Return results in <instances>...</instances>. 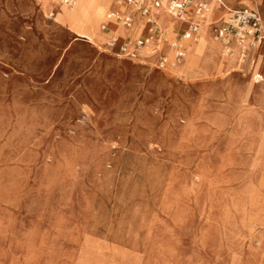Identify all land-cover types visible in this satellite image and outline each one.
Segmentation results:
<instances>
[{"label": "rangeland", "instance_id": "rangeland-1", "mask_svg": "<svg viewBox=\"0 0 264 264\" xmlns=\"http://www.w3.org/2000/svg\"><path fill=\"white\" fill-rule=\"evenodd\" d=\"M35 1L0 0V264H262L264 153L243 105L264 49L213 130L180 112L206 75L100 66Z\"/></svg>", "mask_w": 264, "mask_h": 264}, {"label": "crops", "instance_id": "crops-1", "mask_svg": "<svg viewBox=\"0 0 264 264\" xmlns=\"http://www.w3.org/2000/svg\"><path fill=\"white\" fill-rule=\"evenodd\" d=\"M41 1L47 10L52 8L54 5L53 0H41ZM199 1L204 2L206 4V7L208 6L210 9L209 14L211 15V20H212L210 27L219 23L222 20L223 15L226 14V9H239L243 7L255 9L260 14L261 20L264 25V0H192L190 4L185 8L184 15L182 16L181 19L175 18L166 12L174 21L171 23L167 22L164 25L165 27H168L169 32H170V33L164 34L163 29L160 27V25L156 23V21H155V25L153 26L152 31H148L147 27H149L150 24L147 22V27H146V24L144 23L145 20H143V18L139 15L138 12L133 11L132 7L131 9L127 7L130 5H123V4L118 5L117 3H115V0H113V3L116 7L125 8V9H128L129 11L125 12L124 14H113L112 12H106L104 14V17L106 19H112V21L108 20V23L105 22L101 24L100 28L102 32H99L96 34L95 42L91 43V41L86 38L89 41V44L91 45L90 50L96 53L95 60L100 66H105L107 68H113L116 70V72H119V73L121 72H125V73L127 72L128 74L140 73L143 69L146 70L147 68L151 67V65H153L155 61L158 62V59L161 53H163L164 51L166 52L167 47H169V39L171 38L173 39L177 35H179V33L187 26L189 22L197 21L199 24V21L197 20V16L193 12L194 5ZM35 2L39 5V10L42 13V15H44L47 20H50L53 25L60 27L61 29H64L67 33L70 34V37H72V39H82L81 37H84L81 32L82 29H79V26L74 24L76 25L75 26L76 28H75V27H72L71 24L63 25L61 23L53 22L51 18L47 17L45 13L42 11L40 3L37 1ZM60 7H61V11H58L55 17L58 16L59 13L61 14L63 12V8L65 6L60 5ZM55 10H56V7H53L52 11L55 12ZM157 10L158 8L151 9V14L153 16V19L155 17H158L161 13V11L158 12ZM117 11L120 12V10H117ZM126 15L131 16V19H132L131 24L129 26L121 25V27L124 30V33L121 34V31L117 25L120 23V20ZM183 17H185L186 19L184 18L183 20ZM68 27L71 30H73L74 33H76L78 36H81V37L76 36ZM196 35H199L198 29H197L195 36ZM110 37L116 38V41L113 45L109 46L106 44V41H105L103 42L105 47H103V44L101 47L96 46V45H99L103 39L108 40V38ZM136 37H145L146 40H150L152 47L149 48V53H146L143 51L142 53H139V50H138L135 57H128L116 51L117 46L120 42L122 41L129 42ZM82 40H85V39H82ZM219 45L221 49V44L219 43ZM235 47L236 45L233 43L232 50L230 51V53L233 52ZM261 47H264V41L260 42L258 48L257 46L256 47L253 46L248 51V55L247 57H245L244 62L241 60H234V59L232 60L230 58L225 59L223 57L224 60L221 62V65H220V69L223 72L221 73L218 70V72H213L211 74L206 75L207 84L201 85L197 88V90L193 93L192 99L191 101H189L188 106L186 105V106L181 107L180 112L183 115H185L184 118H186L187 115L189 114L193 116L195 114H198L197 117L193 118L192 125L196 122L200 124H207L210 128L215 130V127L213 126V124H211L206 119V117L209 118L212 116H222L224 119L227 118L229 114V109H228L229 94L233 90V88L243 84V69L246 68L247 63H248L247 68L249 67L250 63L253 64L254 56L258 51L261 50ZM255 48L257 50H255ZM184 50H185V46H184ZM171 53H169V61H168V65L166 69H169L170 64H175L173 62ZM230 53L224 54V55L228 56ZM251 54H252V60L250 62L248 60ZM215 60L216 59H214V61ZM158 70L159 69H156L154 71L155 74L160 75V76H168L163 72L159 73ZM200 76H203V75H200ZM83 104H86L88 106L91 105L90 100L86 97V95L83 98L80 97V98L71 100L67 106L68 112L72 113L73 111L78 109L79 106ZM50 105L51 104H49V106ZM53 106L55 107L57 106L58 110H62V108L64 109L63 107L64 105L60 101L58 102V104H54ZM71 108H73L74 110L72 111ZM252 112L257 113L260 116V121L264 129V108L262 109L256 108ZM244 113L247 116V113H248L247 110ZM246 116L244 118L245 123L247 119ZM237 121H238V118H237ZM239 130H244V126L242 127L240 126ZM235 252H239L240 254L239 256L243 259V231L241 233V245ZM248 253H249L248 249H246L245 256H248ZM262 264H264V261Z\"/></svg>", "mask_w": 264, "mask_h": 264}, {"label": "bare ground", "instance_id": "bare-ground-1", "mask_svg": "<svg viewBox=\"0 0 264 264\" xmlns=\"http://www.w3.org/2000/svg\"><path fill=\"white\" fill-rule=\"evenodd\" d=\"M57 2H59V0H53L54 4H56ZM60 5H63L65 7L63 8V12L61 14L59 13L58 16L54 17V22L61 23L63 25L71 24L72 27H75L76 25L79 26V29H82L81 31L82 35L88 40H90L91 42H95L96 34L99 32H102L100 28L102 22L104 21L105 23V22H108V20L112 21V19H106L104 17V14L106 12H112L113 14H124L125 12L129 11L128 9H125V8L116 7L113 3V0H73L70 4L65 5V4L60 3ZM163 5L164 4H162V6L158 8L157 11L158 12L161 11V13L158 17H155L154 20L163 29V33L165 31L167 33H170L168 27H165L164 25L167 22L171 23L174 20L166 13L165 9L163 8ZM127 7L131 9V6H127ZM117 10H120V12H118ZM46 11L47 9L44 7V12L46 13ZM209 12H210V9L207 6L204 15L201 18L197 17V20L199 21L198 32H200L201 35H200V38L198 37V35L194 37V42L192 46L190 47V49L188 50V55L182 62L181 60L184 58L187 52V46L185 45L186 38H183L181 40V42L185 46V50L183 52V55L177 61L173 60L174 63H178V61H180L181 62L180 65L170 64L169 69L171 70L172 73L182 71V72H186L187 75L188 74L208 75L213 72H216V69L218 67L220 68L221 62L224 60V58L225 59L230 58L232 60L234 59V60L243 61L245 60V57H247L248 52H243V53L238 52L236 47L233 50V52L230 53L228 56L224 55L223 51L220 49L219 42H217L212 37L210 21L205 20V18L209 16ZM184 18L185 17H183V20ZM224 18L225 16L222 19ZM143 20H145L144 23L146 24V27H147V20L146 19H143ZM120 25L122 24L119 23L117 25L118 28ZM261 25H262V29H261L260 34L263 37L264 36V26H263L262 20H261ZM120 31H121V34L124 33L123 28L120 29ZM261 41H264V39L260 37L254 42V46L255 47L257 46L258 48ZM145 46H146V40L140 46L139 53H142V51L149 53V49H144ZM261 49H264V47H261ZM255 50L257 49L255 48ZM169 53H171L170 46L167 47V50H166V55H165L166 62L163 63L162 66H160V67H163L162 69L167 68L168 61H169ZM258 54H259V51L254 56L253 64L255 63V60L257 59ZM171 56H172V53H171ZM207 59L211 61V64H209V66L206 68L205 65L203 64H204V61H206ZM214 59L216 60L214 61ZM251 60H252V54L249 56L248 61L251 62ZM203 68L205 69L204 72L201 71ZM219 72L222 73L223 71L219 69ZM257 80H258V77H257ZM243 108L245 109V111L247 110L248 112L246 116L247 119H246L245 130L247 131L248 134L254 135L253 149H255L256 155H261L264 153V129L260 121V116L257 113L252 112V111H254L256 108L258 109L264 108V88L260 87L259 85H253L252 83L246 84L244 86ZM239 122L240 121H237L238 125L240 124ZM257 248L259 249L260 246Z\"/></svg>", "mask_w": 264, "mask_h": 264}, {"label": "built area", "instance_id": "built-area-1", "mask_svg": "<svg viewBox=\"0 0 264 264\" xmlns=\"http://www.w3.org/2000/svg\"><path fill=\"white\" fill-rule=\"evenodd\" d=\"M192 0H115L118 5H130L133 11L146 19L150 24L148 31H152L155 20L151 14V9H157L163 5V8L171 16L181 19L184 15L185 8ZM62 4H70L72 0H59ZM206 11V4L202 1L194 5V14L201 18ZM131 16L126 15L120 23L124 26L131 24ZM198 22H189L187 26L175 38L169 41L172 51L173 60L177 61L184 52V45L181 42L183 38L195 36L198 29ZM261 18L258 12L253 8L243 7L239 9H226L225 18L211 27L212 37L221 44V50L224 54L230 53L233 43L236 45L238 52H248L254 42L262 37ZM146 40L145 37H136L129 42L122 41L118 44L116 51L128 57H135L140 46ZM115 38H110L106 44L111 46L115 43ZM166 52L161 53L158 59V66L166 61Z\"/></svg>", "mask_w": 264, "mask_h": 264}]
</instances>
